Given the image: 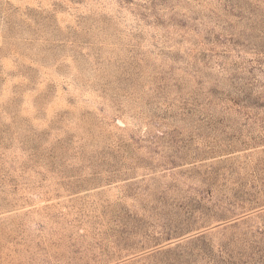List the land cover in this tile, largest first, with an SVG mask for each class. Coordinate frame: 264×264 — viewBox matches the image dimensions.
Masks as SVG:
<instances>
[{
	"label": "rangeland",
	"instance_id": "374dc122",
	"mask_svg": "<svg viewBox=\"0 0 264 264\" xmlns=\"http://www.w3.org/2000/svg\"><path fill=\"white\" fill-rule=\"evenodd\" d=\"M0 264H264V0H0Z\"/></svg>",
	"mask_w": 264,
	"mask_h": 264
}]
</instances>
